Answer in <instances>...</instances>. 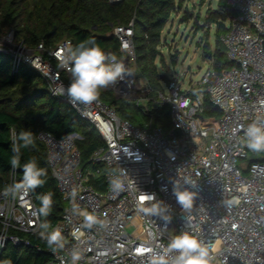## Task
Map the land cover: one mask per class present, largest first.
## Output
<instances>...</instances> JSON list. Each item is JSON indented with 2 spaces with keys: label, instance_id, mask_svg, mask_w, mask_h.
<instances>
[{
  "label": "built area",
  "instance_id": "2783aa9c",
  "mask_svg": "<svg viewBox=\"0 0 264 264\" xmlns=\"http://www.w3.org/2000/svg\"><path fill=\"white\" fill-rule=\"evenodd\" d=\"M225 3L235 15L226 20L220 42L232 65L217 72L210 61L198 81L204 92L194 94L193 85L182 89L177 78L169 79L167 93L158 94L170 106L167 131L151 121L137 126L99 98L91 104H73L66 94H57L61 85L66 89L70 83L63 79V74L70 73L61 60L71 48L70 40L50 49L39 44L36 51L20 43L10 52L13 69L25 63L36 70L49 94L87 120L104 142L90 158L93 168H83L77 133L63 138L45 131L37 134L65 203L59 221L49 231H61L65 248L56 253L51 250L48 264H71L73 249L82 255L78 264H149L150 253L141 250L159 251L171 235L182 230L192 231L211 245V264H264V152L253 153L241 143L244 128L254 121L264 123V0ZM113 35L124 57L134 60L132 22L114 27ZM10 42V33L0 36V52L8 54L4 47ZM125 42L128 50L121 48ZM111 86L125 93L141 89L127 74ZM205 94L220 112L216 119L201 117ZM247 158L251 162L239 167L238 161ZM120 168L127 172L125 189L114 192L109 174ZM94 175L106 183L104 191L90 184ZM175 182L197 193L190 212L177 203ZM14 183L12 176L7 187ZM7 187L0 191V250L8 241L26 244L15 232L37 233L41 224L40 216L34 215L38 207L31 190H20L13 197L4 195ZM144 193L155 194L168 206L172 220L166 228L160 217H147L138 210V198ZM233 199L239 203L229 210L225 202ZM73 205L78 213H73ZM85 213H95L106 227H84ZM77 229L78 238L73 235Z\"/></svg>",
  "mask_w": 264,
  "mask_h": 264
},
{
  "label": "trees",
  "instance_id": "16d2710c",
  "mask_svg": "<svg viewBox=\"0 0 264 264\" xmlns=\"http://www.w3.org/2000/svg\"><path fill=\"white\" fill-rule=\"evenodd\" d=\"M185 1L0 0V36L11 29L19 37L20 43L34 51L39 44L50 49L64 40H70L71 49H74L91 38L102 49L110 50L121 58L124 54L120 51L113 29L132 22L134 62L138 77L143 78L150 88V97L139 108L135 102H117L104 92L100 93L99 99L114 108L121 118L137 126H144L151 121L153 126H160L167 131L171 127L170 106L162 103L158 94L162 92L160 81L168 82L169 78L157 72L155 60L159 55L161 32L170 16L182 10L183 22L193 18L191 11L183 7ZM205 1L196 0V3L202 5ZM217 7L209 12L211 15L207 20V25L214 23L216 26L214 48L212 50L209 43L205 42L203 55L220 72L232 65L226 58L220 35L226 32L225 22L235 12L226 6L225 0H218ZM64 78L69 80L65 74ZM191 92L195 94L204 90L197 83ZM219 114V110L209 102L205 94L201 117L216 119ZM22 130H30L35 142L28 148H21V167L13 170L9 163L14 154L12 137L13 134L19 135ZM40 131L48 132L56 138L77 133L79 138L75 143L83 168H93L90 158L97 148L104 145L101 136L87 120L82 119L64 100L49 94L45 81L36 70L25 63H19L13 69L11 57L0 52V191L7 187L12 176L16 183L21 182L22 165L34 157L38 166L47 171V176L43 177L46 181L44 185L31 190L36 206L40 207V196L53 193L50 215L40 216L41 223L50 224L49 232L59 221L65 203L49 168L46 147L37 139ZM90 184L97 191L106 188L104 180L97 175L91 177ZM42 231L41 228L37 233L16 231L17 236L27 243L6 242L0 250V264H48L52 254L46 240L40 235Z\"/></svg>",
  "mask_w": 264,
  "mask_h": 264
},
{
  "label": "clouds",
  "instance_id": "9594fccd",
  "mask_svg": "<svg viewBox=\"0 0 264 264\" xmlns=\"http://www.w3.org/2000/svg\"><path fill=\"white\" fill-rule=\"evenodd\" d=\"M130 45L125 42L121 45L122 50H128ZM62 64L67 68L71 75L70 83L65 89L62 85L57 94L67 95L70 103L91 104L96 101L101 90L107 89L122 80L124 76L130 75L125 65L118 59V56L102 49L95 39H88L81 42L74 49H68L67 53L61 57ZM234 131H239L234 130ZM13 155L10 158V165L13 170L20 168L21 148H28L34 145V134L30 130H22L19 135L13 134L12 137ZM241 143L253 153L264 152V123L254 121L243 129V139ZM22 180L19 183L5 189L4 195L11 194L15 197L20 190L28 192L37 187L43 186L46 182L43 177L47 176V171L38 166L37 160L33 157L22 165ZM127 172L120 168L115 173L109 174V186L114 192L125 189V178ZM191 184L196 186V182ZM173 194L177 203L183 210L193 209L194 200L197 193L188 188H181L176 182L173 187ZM76 191L73 190L71 198L75 200ZM40 207L34 212V215L47 217L50 215L53 205V193L48 192L39 197ZM239 203L238 199L225 202V207L231 209L233 205ZM138 210L147 217L158 216L164 220L165 228L170 223L172 217L168 214V206L162 201L156 199L155 194L144 193L138 198ZM73 213H78V208L73 205ZM84 227L92 229L94 226L100 228L106 227L104 220L98 218L95 213L83 214ZM42 231L41 237L46 240L47 246L54 253L62 251L65 248L64 237L59 229L48 232L50 224L43 222L39 226ZM79 237V229L73 233ZM155 235V234H153ZM211 245L202 240L198 235L189 230H182L171 235L166 246H161L159 251L152 249H142V252H149V264H211L210 255ZM82 259L79 250L71 251V264H78Z\"/></svg>",
  "mask_w": 264,
  "mask_h": 264
},
{
  "label": "rangeland",
  "instance_id": "374dc122",
  "mask_svg": "<svg viewBox=\"0 0 264 264\" xmlns=\"http://www.w3.org/2000/svg\"><path fill=\"white\" fill-rule=\"evenodd\" d=\"M217 1L206 0L202 5L196 3V0L185 1L183 7L191 11L193 18L183 22L181 20L183 15L181 10L170 16L161 32V41L158 47L159 55L155 60L157 72L169 79L177 78L182 89H186L189 85L195 86L210 66V60L204 58L203 45L208 42L211 49L213 50L214 48L216 26L214 23L207 25V20L211 15L209 12L218 8ZM197 16L199 17L197 18ZM196 19L198 21H195ZM9 33L11 42L9 46L4 47L8 52V54L5 53L7 55L13 49H16L18 45H21L19 37L15 36L13 30H7L4 36ZM129 67L133 70V82L135 81V83L139 84L141 89L131 88L125 93L109 86L107 89L101 90V92L113 97L117 102H135L139 108L146 104L147 99L150 97V90L147 82L143 78L138 77V70L134 60L129 61ZM167 83V81H160L164 94L167 93ZM250 162L251 159L247 158L246 160L238 161L237 164L241 167Z\"/></svg>",
  "mask_w": 264,
  "mask_h": 264
},
{
  "label": "water",
  "instance_id": "95a60500",
  "mask_svg": "<svg viewBox=\"0 0 264 264\" xmlns=\"http://www.w3.org/2000/svg\"><path fill=\"white\" fill-rule=\"evenodd\" d=\"M121 62L125 65L126 69L130 73L129 77L132 78L133 77V70L129 67V58L124 57L121 59Z\"/></svg>",
  "mask_w": 264,
  "mask_h": 264
},
{
  "label": "crops",
  "instance_id": "0c3cea01",
  "mask_svg": "<svg viewBox=\"0 0 264 264\" xmlns=\"http://www.w3.org/2000/svg\"><path fill=\"white\" fill-rule=\"evenodd\" d=\"M65 76H66L67 78L71 79V75H70V76H68V75H66V74H65Z\"/></svg>",
  "mask_w": 264,
  "mask_h": 264
}]
</instances>
